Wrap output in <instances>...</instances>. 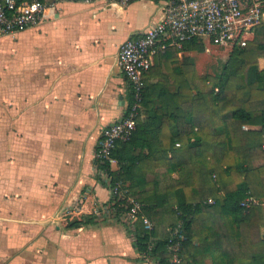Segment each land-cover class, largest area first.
Segmentation results:
<instances>
[{
    "label": "crops",
    "instance_id": "obj_1",
    "mask_svg": "<svg viewBox=\"0 0 264 264\" xmlns=\"http://www.w3.org/2000/svg\"><path fill=\"white\" fill-rule=\"evenodd\" d=\"M45 1L40 24L0 35V190L9 181L11 195L0 264H143L113 218L95 152L103 129L129 104L120 45L162 21L164 0ZM254 38L255 30L248 41ZM188 51L155 57L149 81L169 77L176 91ZM258 62L264 69V56ZM90 214L96 223L68 227Z\"/></svg>",
    "mask_w": 264,
    "mask_h": 264
},
{
    "label": "trees",
    "instance_id": "obj_2",
    "mask_svg": "<svg viewBox=\"0 0 264 264\" xmlns=\"http://www.w3.org/2000/svg\"><path fill=\"white\" fill-rule=\"evenodd\" d=\"M191 49L202 51L204 46L193 39L155 57ZM261 56L264 23L245 46L234 45L220 73L199 74L189 60L176 73V91L169 88V77L151 83V68L144 74L135 128L128 139L117 141L112 152L118 167L98 165L109 177L113 218L125 226L142 260L207 264L211 258L210 264H264ZM132 97L130 92L127 112ZM248 196L258 202L244 208L241 202ZM132 201L142 203L134 221L126 216ZM142 214L153 228L145 226ZM96 220L90 214L70 221L68 227Z\"/></svg>",
    "mask_w": 264,
    "mask_h": 264
},
{
    "label": "built area",
    "instance_id": "obj_3",
    "mask_svg": "<svg viewBox=\"0 0 264 264\" xmlns=\"http://www.w3.org/2000/svg\"><path fill=\"white\" fill-rule=\"evenodd\" d=\"M126 3L128 0H120ZM165 16L156 25L142 30L124 41L118 51V64L129 81L133 104L121 119L106 126L96 148V161L109 163L113 168L117 160L112 156L118 140L128 139L136 125L144 89V74L150 70L154 57L168 47L182 48L186 41L204 37L220 46H245L248 36L264 23V0H164ZM45 0H0V35H16L41 23L47 8ZM248 129V125L243 126ZM179 145V143H177ZM102 171V170H101ZM106 178L109 177L102 171ZM119 193V185L113 188ZM248 196L241 202L244 208L257 203ZM142 203L132 201L127 218L137 219ZM141 218L148 229L153 223L147 216ZM178 244L172 249L178 250ZM178 255H174V260ZM143 264H154L152 258Z\"/></svg>",
    "mask_w": 264,
    "mask_h": 264
},
{
    "label": "rangeland",
    "instance_id": "obj_4",
    "mask_svg": "<svg viewBox=\"0 0 264 264\" xmlns=\"http://www.w3.org/2000/svg\"><path fill=\"white\" fill-rule=\"evenodd\" d=\"M204 46L202 51L191 49L188 51L189 58L192 63H194L195 68L198 73H205L214 75L215 73H220L222 67L229 55L230 46H220L215 44L210 38L204 37L201 40ZM4 188L0 190V231L9 230L10 228V182L4 183ZM5 235L0 234V245L5 244Z\"/></svg>",
    "mask_w": 264,
    "mask_h": 264
}]
</instances>
